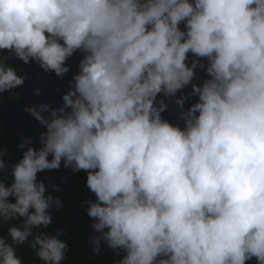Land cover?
Here are the masks:
<instances>
[{"label":"clouds","instance_id":"obj_1","mask_svg":"<svg viewBox=\"0 0 264 264\" xmlns=\"http://www.w3.org/2000/svg\"><path fill=\"white\" fill-rule=\"evenodd\" d=\"M0 50V94L25 82L13 57L63 77L83 54L61 107L24 109L40 146L11 164L0 150V264H23L25 241L64 259L62 229L34 234L61 207L38 173L62 163L95 195V255L103 241L113 264H264V0H0ZM189 85L182 126L162 118Z\"/></svg>","mask_w":264,"mask_h":264},{"label":"trees","instance_id":"obj_2","mask_svg":"<svg viewBox=\"0 0 264 264\" xmlns=\"http://www.w3.org/2000/svg\"><path fill=\"white\" fill-rule=\"evenodd\" d=\"M4 55L7 53L0 50V57ZM82 58L83 54L79 51L73 53L65 61L69 71L63 77H58L51 71L45 72L35 61L30 60L28 64H24L15 57L7 61L16 68L18 74H25L26 79L21 87L12 92L0 94V150L5 152L6 163H15L22 157L26 148H20L19 145L23 140L30 139L31 146L34 148L40 146L39 134L44 131V127L24 109L38 107L40 104H48L50 108L61 107L62 95L67 90L73 75L78 73L79 61ZM195 76L193 83L197 84L207 78L202 69H196ZM190 92L191 85L187 86L182 93H177L176 97L164 98L166 110L161 114L162 118L174 124L179 122L182 126L176 99L181 94ZM194 99L195 97L191 98L190 102ZM187 106L185 104L184 107L187 108ZM86 175L84 170L72 172L70 168H65L63 163L58 169L38 173V179L45 184L46 195L59 199L61 207L50 208L48 214L51 217V223L34 230V234L42 231L50 236H56L59 230H63L57 238L66 243L68 250L60 264H113L120 256H116L103 241L99 255L93 253V245L89 243L90 238L98 233L91 227L94 221L87 215L88 206L84 203L86 200H95V195L86 186ZM53 186H56V189ZM10 223H19V221ZM7 226V224H0V235L7 236ZM16 253L22 258L23 264H43L35 255V249L30 248L27 241L16 246ZM247 264H256V261L253 258Z\"/></svg>","mask_w":264,"mask_h":264}]
</instances>
